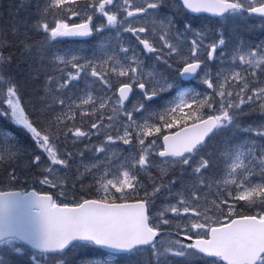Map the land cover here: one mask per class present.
<instances>
[{
    "label": "snow or ice",
    "instance_id": "snow-or-ice-1",
    "mask_svg": "<svg viewBox=\"0 0 264 264\" xmlns=\"http://www.w3.org/2000/svg\"><path fill=\"white\" fill-rule=\"evenodd\" d=\"M0 264H264V0H0Z\"/></svg>",
    "mask_w": 264,
    "mask_h": 264
},
{
    "label": "trees",
    "instance_id": "trees-1",
    "mask_svg": "<svg viewBox=\"0 0 264 264\" xmlns=\"http://www.w3.org/2000/svg\"><path fill=\"white\" fill-rule=\"evenodd\" d=\"M8 0H5V6L7 5Z\"/></svg>",
    "mask_w": 264,
    "mask_h": 264
}]
</instances>
